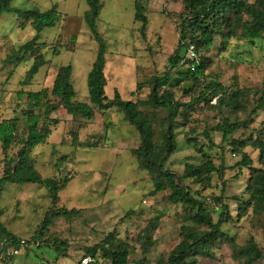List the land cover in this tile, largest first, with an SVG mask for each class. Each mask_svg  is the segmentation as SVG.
<instances>
[{
  "label": "rangeland",
  "instance_id": "obj_1",
  "mask_svg": "<svg viewBox=\"0 0 264 264\" xmlns=\"http://www.w3.org/2000/svg\"><path fill=\"white\" fill-rule=\"evenodd\" d=\"M154 1L149 11L147 31L142 36L138 24L133 21L134 0H102L97 27L106 42V58L112 61L106 75L111 83L115 77L114 69L122 70L124 85L120 86V92L124 99H134L132 91L137 82L142 86L137 97H146L149 92L148 79L164 71L167 59L178 43L177 23L184 14V2ZM11 5L28 9L37 7L40 10L56 7L64 18L39 33L38 44H48L46 48H41V52L50 63L42 66L29 83L22 84L20 81L32 63L30 54L19 64H5L4 58L12 47L31 39L36 32L27 22L21 29L14 13L0 14V121L20 116L25 108V97L18 98L17 91L51 87L54 72L60 65L72 66L76 99L87 101V74L95 59L98 43L91 37L83 17L87 9L85 0H13ZM221 42L217 35L208 52L203 53L211 60L206 73L217 76L220 82L229 87L250 91V102L245 110L224 113L232 120H244L256 105L258 93L253 89L264 88V33L261 39L252 41L231 38L225 47ZM171 73L175 74V71L171 70ZM182 86L181 83L174 87L176 98H183ZM105 94L113 95L110 85L105 89ZM186 98L189 100L190 97ZM200 107L194 104L193 109L188 110L185 124L180 123L175 128L177 148L165 161L164 167L183 174L187 163L199 166L203 153H207L214 165L221 169V174L212 172L208 186L192 178L185 179V185L194 197L206 201V210L214 221H217L223 205L229 206L234 217L223 223L221 228L238 244H244L253 237L264 248V212L261 207L249 208L241 218L236 216L239 202L248 198L245 193L248 169L244 167L239 170L236 164L240 156L234 155L228 144L233 138L259 136L264 139V108L251 114L247 128L234 132L229 140L224 141L221 132L216 130L219 112ZM113 112L112 116L106 118L97 113L87 124L82 118L67 115L60 109L50 114L49 118H56L58 123H49L52 134L48 143L35 146L30 154L36 157L37 168L43 176L50 177L55 173L59 178L70 176L66 187L59 192V204L67 209L76 208L79 213L70 221L57 219L45 234L46 237L66 240V252L57 255L46 246L28 244L18 255L0 264H76L87 247L102 243L109 234L133 247L129 254L130 264L144 256L147 264H156L158 258L167 254L178 242L180 227L187 222L188 207L185 210L182 204L169 202L167 190L150 194L153 190L151 177L146 170L139 168L132 154L139 144L134 127L131 126L130 133L127 132L123 138L115 135L118 132L116 123L109 122L104 127V121H115L121 117L117 111ZM163 115L164 112L158 113L159 117ZM180 121H183L181 116L177 117V122ZM22 126L20 123L17 138L24 133ZM41 126L39 123L38 127ZM73 133L82 141L100 145L73 149L70 145ZM187 136L191 138L190 141H187ZM245 150L256 165L257 151L251 147ZM12 151L15 152L16 147ZM64 155L74 158L60 162ZM1 159L0 151V173ZM55 167L59 170L55 171ZM217 198H221V201ZM0 204L3 207L1 221L6 228L18 238L29 240L37 232L50 199L44 186L8 183L3 187ZM155 218L158 221L152 233L155 243L148 252L142 253L136 237ZM197 264L242 263L228 245L222 244L215 250L214 259L199 258Z\"/></svg>",
  "mask_w": 264,
  "mask_h": 264
},
{
  "label": "trees",
  "instance_id": "obj_2",
  "mask_svg": "<svg viewBox=\"0 0 264 264\" xmlns=\"http://www.w3.org/2000/svg\"><path fill=\"white\" fill-rule=\"evenodd\" d=\"M13 0H0V14L14 13L17 15L19 27L22 29L27 22L36 34L17 47H12L5 56L4 63H21L29 53L32 63L25 72L22 84L29 83L39 72L42 66L49 64L41 48L48 44H38L39 33L46 27H53L60 22L64 15L56 7L40 10L37 7L18 8L12 6ZM149 1L134 0L133 21L138 24V31L145 35L149 24ZM185 11L177 23L178 43L172 54L167 59V67L163 72L154 74L148 79L149 92L145 98H138L137 93L142 89L137 82L132 95L134 99H123L115 90L112 98L105 94L107 79L105 76L106 42L98 31L97 22L102 9V0H85L87 9L83 17L89 28L91 37L98 43V49L91 69L87 74L88 100L76 99V92L72 84V66L60 65L53 78L51 87L39 90H19L18 98L25 97V108L20 116L0 121V200L3 187L8 183L37 184L47 189L50 205L33 238L26 241L38 247L46 246L57 255L66 252L68 242L55 237H46L48 228L60 218L70 221L78 215L76 208L67 209L59 204V192L66 187L70 176L59 178L57 173L45 177L37 168L36 157L31 156V150L41 144H47L52 134L49 127L51 122L57 125L56 118H49L56 110H63L67 115L80 117L87 124L96 114L106 118L113 110L123 115L127 124L134 127L139 136L138 146L132 150L140 169L148 172L153 183L151 195L161 191H169L167 199L173 204H182L185 210L188 207L187 222L180 227V239L164 256L158 258L156 264H197L199 258L214 259L215 250L222 244L228 245L232 254L242 264H264V248L260 247L253 237L244 244H238L221 228L222 224L232 220L228 205H223L219 211L217 221L206 210V201L196 198L185 185L184 180L192 178L194 181L209 185L212 172L221 174L207 153H203L201 165L186 164L183 174H177L164 167L165 161L176 150L175 128L187 121L188 110L193 105L218 111L220 116L216 130L221 132L222 140H229L234 132L247 128L251 122V114L264 108V88L253 89L258 93L255 107L250 111L247 119L232 120L227 112L245 110L248 106L249 90L232 88L219 81L217 76L206 73L210 58L203 53L208 52L217 35L225 47L231 38H244L247 40L261 39L264 33V0L251 2L250 0H182ZM188 44H192L200 57V63L194 71L186 70L179 66V60ZM175 71V74L171 73ZM182 83L183 98L175 96L174 87ZM188 98L189 100H185ZM214 100V103H212ZM202 106V107H203ZM200 107V108H202ZM164 112L163 116H158ZM181 116L183 121L177 122ZM22 123L21 136L17 138L19 124ZM39 123L42 124L41 127ZM84 124V125H85ZM109 122L104 121V127ZM159 127V128H158ZM190 141V137H186ZM231 152L240 156L236 164L248 169L245 193L246 200H241L236 209V216L241 218L249 208L261 207L264 212V139L236 138L228 142ZM70 145L73 149L78 147L93 148L100 144L97 142L82 141L76 133L72 134ZM16 147V151L12 149ZM251 147L257 151V164L245 150ZM73 154V153H72ZM74 156L61 157L60 162ZM59 164V163H57ZM56 169L55 171H58ZM221 201V198H217ZM3 207L0 204V241L11 238L16 241L18 236L9 231L1 221ZM157 218L151 219L137 235L136 241L140 243L142 253L149 251L155 243L152 238L153 231L157 228ZM44 236V239H42ZM39 239V240H37ZM133 247L126 242L117 240L109 234L102 243L95 244L85 249L84 255H92L113 264H130L129 254ZM81 256V257H82ZM79 264V261L76 263ZM134 264H147L141 258Z\"/></svg>",
  "mask_w": 264,
  "mask_h": 264
},
{
  "label": "built area",
  "instance_id": "obj_3",
  "mask_svg": "<svg viewBox=\"0 0 264 264\" xmlns=\"http://www.w3.org/2000/svg\"><path fill=\"white\" fill-rule=\"evenodd\" d=\"M200 63V57L192 44H188L185 48L183 56L179 60V66L194 71L196 66ZM26 245L23 238H18L16 241L11 238H4L0 241V262L6 263L13 257L18 255L22 248ZM79 264H113L100 258H96L90 254L84 255L80 258Z\"/></svg>",
  "mask_w": 264,
  "mask_h": 264
},
{
  "label": "crops",
  "instance_id": "obj_4",
  "mask_svg": "<svg viewBox=\"0 0 264 264\" xmlns=\"http://www.w3.org/2000/svg\"><path fill=\"white\" fill-rule=\"evenodd\" d=\"M150 2H152V3H150ZM154 2H155L154 0H150L149 1V11L151 9V4H154ZM105 58H106V54H105ZM111 65H112V61H110V60H108L106 58L104 72H105V76H106V79H107V84L105 86V89L107 88L108 85H110V88L112 89V92L113 93H114L115 90H117L120 93V95H121L120 86L122 87L124 85V81L122 82V70L121 69L120 70L119 69L118 70L117 69H114L115 70V73H114V76L115 77H114L113 81H111V83H109L110 80L108 79V77L106 75V71H107V68L110 67ZM111 70L112 69H110V71ZM72 74H73V70H72ZM54 75H55V72H54ZM72 84H73V79H72ZM135 86H136V84H135ZM135 86H134V89H133L132 92H134ZM106 96L108 98H112L113 97V95L112 96H108L107 94H106ZM121 97H122V95H121ZM113 111H115V110H113ZM113 111L107 117L112 116L113 113H114ZM107 122H112V123H116L117 124V126H115V127L118 128V132H116L115 135H118L119 137H122L123 138V137H125V135L127 134V132L130 133V131H131L130 130L131 125L127 124V122L123 118V115H121V117L116 118L115 121H107ZM110 127L112 129L115 128L114 126H110ZM48 141H49V139H48Z\"/></svg>",
  "mask_w": 264,
  "mask_h": 264
}]
</instances>
